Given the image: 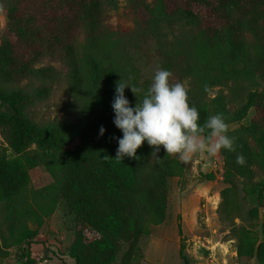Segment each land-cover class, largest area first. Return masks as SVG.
I'll list each match as a JSON object with an SVG mask.
<instances>
[{"label":"trees","instance_id":"16d2710c","mask_svg":"<svg viewBox=\"0 0 264 264\" xmlns=\"http://www.w3.org/2000/svg\"><path fill=\"white\" fill-rule=\"evenodd\" d=\"M101 1L109 9H118L116 0ZM164 1H151L145 27L160 33L177 18L185 22L187 37L180 42L177 54L164 49L156 39L158 52H163L156 61L169 70L167 59L173 64L181 60L179 70L187 75L189 100L199 110V123L220 113L230 126L243 119L250 108L259 112L251 134L255 145L251 157L259 175L237 163L243 134L236 133L245 130L229 127L234 150H221L226 187L221 191L219 212L230 221L233 231H241L236 237L237 255L248 258L250 253L242 243L248 231L236 228L229 198L236 201L239 185L247 195L264 190V0H177L174 11H169ZM239 5L252 10L258 31L239 13ZM86 41L85 49L76 52L82 81L70 90L68 115L62 119L34 118L22 91L6 88L0 80V128L11 131V154L0 146V243L4 248L26 244L18 264H38L33 252V245L39 243L38 229L54 213L59 197L97 238L73 241L69 254L75 264H83L86 248L94 250L97 264L111 263L121 243L134 247L138 234L162 221L165 179L182 176L185 171L178 156L168 155L161 146L157 158L146 142L137 149V158H115L118 140L113 136L122 137L113 123L111 107L116 84L127 82L146 91L151 83L141 82L135 59L141 48L121 26L103 23L95 39ZM124 93L131 106L143 98L142 93L136 97L130 87ZM101 125L103 136L99 135ZM75 140L80 143L69 148ZM35 167L46 171L52 183L31 189L30 171ZM153 168L156 176L150 172ZM183 250L180 244L179 256L185 259ZM256 255L264 263V255L258 250Z\"/></svg>","mask_w":264,"mask_h":264},{"label":"rangeland","instance_id":"374dc122","mask_svg":"<svg viewBox=\"0 0 264 264\" xmlns=\"http://www.w3.org/2000/svg\"><path fill=\"white\" fill-rule=\"evenodd\" d=\"M151 1L116 0L118 9H109L101 0H0L1 83L6 88L22 91L34 118L53 121L66 117L69 92L75 82L82 81L81 62L76 52L85 49L86 39H95L104 23L112 27L119 25L133 35L141 48L135 53L141 82L150 84L154 72L161 68L156 60L163 56L155 46L156 39L164 49L177 54L180 42L187 37V28L183 26L186 24L180 18L173 20L171 26H163L160 33L145 27ZM164 2L169 11L178 7L177 0ZM238 11L258 31L252 10L239 5ZM180 61L173 64L166 60L171 67L170 81L187 86V75L179 70ZM258 113L255 107L250 108L243 119L229 126L232 130H245L236 133L243 134L238 141L239 156L244 157V165L256 177L259 167L251 157L255 148L251 134L257 125ZM5 128H0V146L11 154V131ZM79 143L75 140L69 148ZM181 162L185 165L183 175L165 179L162 221L138 234L134 247L121 243L120 251L112 261L108 259L111 262L108 264H264L256 255L257 250L264 255V190L247 195L239 185L236 201L229 198L236 228L242 226L248 231L242 243L250 257H239L236 237L241 231L239 228L233 231L230 221L219 212L221 191L226 187L221 151L215 156L200 153L188 162ZM150 172L156 176L157 169ZM30 176L28 186L34 190L47 187L53 181L41 167L32 169ZM82 237L97 239L87 226L77 221L64 198L59 197L54 213L38 229L39 243L33 245L38 264H75L69 247ZM180 244L185 259L179 256ZM25 248V243L9 248L0 243V264H18ZM93 252L86 248L81 263L97 264L99 260Z\"/></svg>","mask_w":264,"mask_h":264},{"label":"clouds","instance_id":"9594fccd","mask_svg":"<svg viewBox=\"0 0 264 264\" xmlns=\"http://www.w3.org/2000/svg\"><path fill=\"white\" fill-rule=\"evenodd\" d=\"M171 77L169 70L157 69L146 91L127 82L116 84L111 107L113 123L122 137L113 136L118 140L115 158H137V149L145 142L152 148L151 155L159 158L157 154L163 146L168 155H176L184 162L200 153L215 156L222 149L234 150V137L229 135L224 115L218 113L199 123V110L190 103L188 87L183 82L172 83ZM126 87L136 97L137 93L143 94L140 103L130 105L124 93ZM104 132L101 125L99 135ZM244 162L243 156L237 157L238 164Z\"/></svg>","mask_w":264,"mask_h":264}]
</instances>
